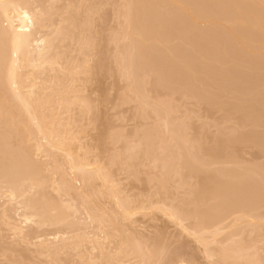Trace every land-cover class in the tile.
Segmentation results:
<instances>
[{
  "label": "rangeland",
  "instance_id": "obj_1",
  "mask_svg": "<svg viewBox=\"0 0 264 264\" xmlns=\"http://www.w3.org/2000/svg\"><path fill=\"white\" fill-rule=\"evenodd\" d=\"M179 1L184 0L26 1L44 14L37 12L45 25L38 35L53 42L54 54L48 55L56 65L28 67L27 77V67L20 71L27 103L0 69L5 84L0 86L5 94L0 96V264H264V0H186L189 5L195 1L193 7ZM231 2L240 6V16ZM191 7L200 11L199 16L194 11L199 19ZM256 18L262 29L252 23ZM3 41L0 53L1 45L9 47ZM77 64L81 70L74 74ZM32 104L39 109L36 115L31 110L38 119L29 111ZM13 106V113L24 109L30 118L24 111L14 117ZM50 139L64 140L72 154L67 157L46 142ZM27 150H34V157ZM32 179L51 187L34 186ZM14 182L21 183L18 191H29H20L18 200L10 196ZM35 202L36 208L47 209L45 219H35L40 211L32 223L24 222L19 213L28 214L30 208L32 215ZM246 213L250 217L244 220ZM12 221L24 228L22 233L12 229ZM213 222L223 224L221 230ZM206 231L214 236L203 242L198 236ZM60 234L71 241H55ZM39 235L49 243L39 244Z\"/></svg>",
  "mask_w": 264,
  "mask_h": 264
},
{
  "label": "bare ground",
  "instance_id": "obj_2",
  "mask_svg": "<svg viewBox=\"0 0 264 264\" xmlns=\"http://www.w3.org/2000/svg\"><path fill=\"white\" fill-rule=\"evenodd\" d=\"M25 1V2H24ZM27 0H0V38H2V40H4L3 42H5L6 41V43H8L9 42V47L7 46V47H5V46H3V45H1L2 46V48L1 49H4L1 53H0V57L2 58L3 57V59H4V57L5 56H7L8 55V57L6 58L7 60H8V62H7V60H1V58H0V69H2V71H4L3 73H2V76H4V78L5 77H7L8 79H10V83H13V84H15L14 86H12V89H13V87L15 88V90H16V92H17V95H18V97H20L21 98V100H23L24 101V103H27V101H28V98L30 97L29 95V97H27V101H26V99H25V95H23L24 93H23V90H22V88H23V83H22V81L24 82L25 80H23V79H21L22 81H20V79L19 78H22V74H21V72H22V69L23 68H25V67H27L25 70H26V73L24 74L25 75V77H27L26 75H29V74H27V71L28 70H30L31 68H33V69H35V67H38V68H40V67H42V66H44V64H46V63H50V58H52V60L51 61H54L53 60V57H50L49 55H51V54H49V51L51 50V43H53L52 41L50 42L49 40H48V38L46 37V36H44V37H42V35L41 36H39L38 34L40 33H38V31H41L40 30V28H41V26H42V23L41 22H43V21H41V19L39 18V15H41L40 17H42V15H44L43 13H42V11L41 10H33V8H31L30 7V5H28V2H26ZM133 1V0H132ZM138 1V0H137ZM148 1H150V0H148ZM169 1V0H168ZM173 1V0H172ZM184 1H185V3H184ZM184 1H182L183 2V4L184 5H186V3H187V1L186 0H184ZM229 1V0H228ZM231 1V0H230ZM230 1H229V3L228 4H230ZM248 1V0H247ZM261 1V0H260ZM154 2H155V0H154ZM180 2V1H179ZM182 2H180V3H182ZM198 2V1H197ZM223 2V1H222ZM234 3H235V0L233 1ZM241 2V1H240ZM264 2V1H263ZM263 2L261 1V4H263ZM140 2H138V4H139ZM153 3V2H152ZM151 3V4H152ZM165 3V2H164ZM170 3H171V0H170ZM169 3V4H170ZM194 3H195V1H194ZM194 3L192 4L193 6H194ZM234 3H232L231 2V6L233 5V7H235L236 9H234V10H236V13L238 14L240 11H241V9L240 10H238L237 8L238 7H240V6H236L237 5V3H236V5L234 6ZM30 4V3H29ZM129 4V3H128ZM150 4V5H151ZM167 4V3H166ZM178 4V3H177ZM188 4V6L190 7V6H192V5H189V3H187ZM204 4V3H203ZM214 4V3H213ZM223 4V3H222ZM125 5V4H124ZM127 5V4H126ZM140 5V4H139ZM138 5V6H139ZM154 5V4H153ZM174 5V4H173ZM176 5V4H175ZM174 5V6H175ZM198 4H196V6H197ZM205 5H207V4H205ZM264 5V4H263ZM45 6V5H44ZM178 6H179V4H178ZM177 5L175 6L176 8H177V10H178V8H180V7H178ZM181 6V5H180ZM187 6V5H186ZM192 6V7H193ZM230 6V7H231ZM154 7H155V5H154ZM171 7V6H170ZM192 7L191 8H189V10L190 9H192ZM258 7V6H257ZM134 8H137V6L136 7H134ZM141 8H142V6H141ZM141 8L139 9V8H137V10H141ZM202 8V7H201ZM44 9V8H43ZM42 9V10H43ZM49 9V8H48ZM152 9H153V7H152ZM172 9V8H171ZM195 10V13L196 14H198V16L200 15L199 14V12L197 11L196 12V8H194ZM199 10H200V8H198ZM233 9V8H232ZM250 9V8H249ZM263 9V8H262ZM261 9V10H262ZM130 10V9H129ZM135 10V9H134ZM148 11V8L146 9H144V11ZM182 10H183V8H182ZM237 10H238V12H237ZM261 10H260V12H261ZM41 11V12H40ZM44 11V10H43ZM136 11V10H135ZM134 11V12H135ZM190 11H192V14H193V16L194 17H197V19H199V17L196 15H194L195 13H194V11H193V9L192 10H190ZM245 11H246V9H245ZM263 11V10H262ZM39 13V15H38V13ZM130 12V11H129ZM132 12V11H131ZM134 12H133V14H134ZM259 12V13H260ZM42 13V14H41ZM45 13V12H44ZM181 13H187L186 11H181ZM180 13V14H181ZM251 13V12H250ZM250 13L248 14V15H250ZM253 13V12H252ZM132 14V13H131ZM133 14H132V16H133ZM191 14V15H192ZM186 16L188 15V14H185ZM239 15V14H238ZM241 15V14H240ZM239 15V16H240ZM252 15V14H251ZM189 16H190V13H189ZM74 17V16H73ZM127 17H128V15H127ZM162 17V16H161ZM180 17V16H179ZM243 17V16H242ZM241 17V18H242ZM247 17V16H246ZM261 17H263V16H261ZM260 17V18H261ZM46 18V17H45ZM44 18V19H45ZM189 19H191L190 17H188ZM204 18V17H203ZM259 18V19H260ZM73 20H74V18H72ZM193 20H194V18H192ZM191 19V20H192ZM197 19H195V21H198ZM253 19H255L254 18V15H253ZM132 20H133V17H132ZM200 20H202V17H201V19ZM204 20V19H203ZM256 20H257V22H256ZM256 20H254L252 23L255 25L256 23V25H257V27H259L260 28V25H261V23H259L258 22V18H256ZM41 21V22H40ZM77 21H79V20H77ZM246 21V20H245ZM263 21V20H262ZM261 21V22H262ZM174 22V21H173ZM41 25H40V24ZM86 23V22H85ZM84 23V24H85ZM240 23V22H239ZM75 24V23H74ZM81 24V23H80ZM79 24V25H80ZM238 24V23H237ZM252 24V25H253ZM258 24H260V25H258ZM264 24V23H263ZM67 25V24H66ZM87 25V24H86ZM240 25V24H239ZM242 25V24H241ZM44 27H45V25H43ZM43 26H42V28H43ZM64 26V25H63ZM68 26V25H67ZM244 26V25H243ZM40 27V28H39ZM81 27V26H80ZM256 27V26H255ZM51 28V27H50ZM57 28V27H56ZM258 28V29H259ZM264 28V27H263ZM60 29V28H59ZM73 29V28H72ZM81 29V28H80ZM247 29H249V28H247ZM260 29H262V28H260ZM44 30H46V29H44ZM43 30V31H44ZM57 30V29H56ZM69 30H71V29H69ZM257 30V29H256ZM58 31V30H57ZM79 31V30H78ZM254 31L255 30H250V32H253L254 33ZM69 32V31H68ZM248 32H249V30H248ZM60 33V32H59ZM59 33H56V34H58L59 35ZM82 33H83V31H82ZM81 33V34H82ZM56 34H54V36L56 35ZM70 34H71V32H70ZM129 34H131V33H129ZM234 34H235V32H234ZM255 34V33H254ZM58 35H56V36H58ZM132 35H133V33H132ZM137 35H138V33H137ZM236 35V34H235ZM46 37V38H45ZM74 37V36H73ZM232 37V36H231ZM236 37V36H235ZM239 37V36H238ZM260 37V36H259ZM262 37V36H261ZM66 38H68V36L66 37ZM79 38V37H78ZM78 38H76L77 40H78ZM60 39V38H59ZM86 39V38H85ZM236 39H238V38H236ZM257 39V38H256ZM262 39V38H261ZM55 40H56V38H55ZM65 40V39H64ZM71 40V39H70ZM81 40V39H80ZM87 40V39H86ZM86 40H84V42L86 41ZM238 40H241L240 38L238 39ZM247 40V39H246ZM50 42V45H49V42ZM61 42V41H60ZM91 42V41H90ZM227 42H228V38H227ZM233 42V41H232ZM241 42V41H240ZM259 42V41H258ZM5 43V44H6ZM66 43V42H65ZM81 42H79V44H80ZM78 44V45H79ZM86 44H87V42H86ZM59 45H62V44H60L59 43ZM58 45V46H59ZM69 45H70V43H69ZM82 44H80V46H81ZM91 45V44H90ZM89 45V46H90ZM259 45V44H258ZM262 45V44H261ZM53 46H54V44H53ZM84 46H85V44H84ZM87 46V45H86ZM85 46V47H86ZM5 47V48H4ZM75 47V46H74ZM264 47V46H263ZM88 48V47H87ZM240 48V47H239ZM5 49L7 50V51H5ZM80 49H82V48H80ZM259 49V48H258ZM78 50V49H77ZM233 50V49H232ZM244 50V49H243ZM249 50V49H248ZM263 50V49H262ZM5 51V52H4ZM56 51V50H55ZM64 51V50H63ZM68 51H69V49H68ZM83 51H85V50H83ZM90 51V50H89ZM235 51V50H234ZM237 51V50H236ZM250 51V50H249ZM51 52V51H50ZM58 52V51H57ZM66 52V51H65ZM70 52H71V49H70ZM78 52V51H77ZM85 52H87V51H85ZM241 52V51H240ZM244 52H245V50H244ZM263 52H264V50H263ZM51 53H53V50H52V52ZM60 53V52H59ZM68 53V52H67ZM81 53H84V52H81ZM260 53V52H259ZM3 54V55H2ZM7 54V55H6ZM49 54V55H48ZM54 54V53H53ZM56 54V53H55ZM64 54V53H63ZM237 54H238V52H237ZM246 54V53H245ZM84 55H85V53H84ZM233 55H234V53H233ZM249 55H251V54H249ZM260 55V54H259ZM263 55V54H262ZM61 56V55H60ZM59 56V57H60ZM252 56V55H251ZM236 57H237V55H236ZM240 57V56H239ZM57 58H58V56H57ZM250 58V57H249ZM61 59V58H60ZM69 59V58H68ZM71 59V58H70ZM69 59V60H70ZM240 59V58H239ZM61 60H63V59H61ZM60 60V61H61ZM247 60H249V59H247ZM2 61V62H1ZM58 61V60H57ZM56 61V62H57ZM250 61H252V60H250ZM55 62V63H56ZM62 63H63V61H61ZM61 62H59V63H61ZM66 62H68V60H66ZM87 62V61H86ZM52 64H53V62H51ZM51 63L49 64V65H51ZM58 63V64H59ZM65 63V62H64ZM70 63V62H69ZM58 64H57V66H58ZM67 64V63H66ZM65 64V65H66ZM54 65V64H53ZM52 65V66H53ZM56 65V64H55ZM54 65V66H55ZM64 65V64H63ZM79 65H80V63H79ZM79 65L77 64L76 65V69L78 68V70H76V72H74V74L75 73H77V71H80L81 69V67L79 68ZM254 65V64H253ZM56 66V67H57ZM61 66V65H60ZM69 66H71L72 67V65H69ZM82 66V65H81ZM28 67L30 68V69H28ZM50 67V66H49ZM65 67V66H64ZM71 67H69V68H71ZM54 68V67H53ZM69 68H66V69H64V70H67V69H69ZM74 68V67H73ZM88 68V67H87ZM28 69V70H27ZM33 69H32V71H33ZM37 69V68H36ZM25 70H23V71H25ZM39 70V69H38ZM44 70V69H43ZM57 70H58V68H57ZM70 70V69H69ZM87 70H89V69H87ZM86 70V71H87ZM21 71V72H20ZM36 71V73H38L39 71H37V70H35ZM34 71V72H35ZM71 71H72V69L70 70V72L69 73H71ZM73 71H74V69H73ZM73 71H72V73H73ZM84 71V70H83ZM1 72V71H0ZM30 71H28V73H29ZM33 72V73H34ZM42 72H44V71H42ZM42 72H41V76L40 77H43L42 75ZM63 72V71H62ZM66 72V71H65ZM33 73H32V75H33ZM83 73V72H82ZM4 74V75H3ZM20 74H21V77H20ZM31 74V73H30ZM40 74V73H39ZM47 74H49V73H47ZM59 74V73H58ZM89 74V73H88ZM23 75V76H24ZM31 75V76H32ZM34 75H37L38 76V74H34ZM66 75H67V73H66ZM30 76V75H29ZM36 76V77H37ZM34 77V76H33ZM33 77H32V79H33ZM39 77V78H40ZM65 77H67L68 78V76H65ZM29 78V77H28ZM31 78V77H30ZM66 78V79H67ZM0 79H1V81H2V78L0 77ZM32 79L30 80V81H32ZM36 79V78H35ZM62 79H63V77H62ZM49 80V79H48ZM61 80V79H60ZM70 80V79H69ZM73 80V79H72ZM72 80H70V81H72ZM77 80V79H76ZM1 81H0V86L2 85V83H4L3 81H2V83H1ZM27 81H28V79H27ZM35 80H33L32 81V83L34 82ZM39 81H40V79H39ZM38 81V82H39ZM42 81V80H41ZM40 81V82H41ZM44 81H45V78H44ZM51 81V80H50ZM56 81H58V80H56ZM37 82V83H38ZM66 82V81H65ZM25 83V82H24ZM28 83H29V81H28ZM58 83V82H57ZM72 83V82H71ZM75 83V82H74ZM74 83H72V84H74ZM12 84V85H13ZM36 84V83H35ZM51 84V83H50ZM29 85H31V83L29 84ZM40 85V84H39ZM42 85V84H41ZM59 85V84H58ZM5 87V84H3L1 87ZM10 86V85H9ZM33 86H34V84H33ZM54 86V85H53ZM71 86V85H70ZM69 86V87H70ZM11 87V86H10ZM8 88L10 91H11V88ZM25 87V86H24ZM28 87V86H27ZM30 87V86H29ZM37 87V86H36ZM41 87V86H40ZM45 87V86H44ZM44 87H43V89H44ZM57 87V86H56ZM26 88V87H25ZM35 88V87H34ZM38 88V87H37ZM37 88H35V89H37ZM53 88V87H52ZM64 88V87H63ZM5 89V88H4ZM7 89V88H6ZM6 89H5V91H6ZM28 89V88H27ZM33 88H30L28 91H30L29 92V94L30 95H32V93H31V91L33 92V90H32ZM35 89H34V92H35ZM51 89V88H50ZM56 89V88H55ZM67 89V88H66ZM3 89H1V91H2ZM22 90V91H21ZM26 90V89H25ZM14 91V89L12 90V92ZM44 91V90H43ZM58 91V90H57ZM59 91H60V89H59ZM3 92V91H2ZM7 92H9V91H7ZM6 92V93H7ZM11 92V93H12ZM25 92V91H24ZM41 92V91H40ZM50 92H51V90H50ZM64 92H66V91H64ZM23 93V94H22ZM42 93V92H41ZM4 94V93H3ZM3 94H0V96H2ZM9 94V93H8ZM34 94V93H33ZM39 94V93H38ZM62 94V93H61ZM61 94L59 93V95L61 96ZM7 95V94H6ZM10 95V94H9ZM8 95V96H9ZM36 95V94H35ZM43 95V94H42ZM56 95V94H55ZM65 95V94H64ZM68 95H69V93H68ZM63 96V95H62ZM70 96V95H69ZM73 96V95H72ZM5 97V94H4V96H3V98ZM10 98H11V96H9ZM16 97V96H15ZM34 97V96H33ZM41 97V95H39V98ZM43 97V96H42ZM64 97V96H63ZM62 97V98H63ZM68 97V96H67ZM76 97V96H75ZM19 98V99H20ZM47 98V97H46ZM53 98H55V97H53ZM60 98V97H59ZM25 99V100H24ZM51 99V98H50ZM50 99H49V101H50ZM67 99V98H66ZM2 100L3 99H1V102H2ZM39 100V99H38ZM4 101V100H3ZM40 101H41V99H40ZM43 101V100H42ZM41 101V104L43 103ZM48 101V100H47ZM67 101V100H66ZM71 101V100H70ZM19 101H17V103H18ZM39 102V101H38ZM53 102V101H52ZM69 102V101H68ZM45 103H46V100H45ZM50 103V102H49ZM66 103V102H65ZM65 103H63L62 105H64ZM1 104V103H0ZM6 104V103H5ZM12 104V103H11ZM35 104H38L37 102L35 103ZM52 104V103H51ZM51 104H50V106H51ZM67 104V103H66ZM65 104V105H66ZM71 104V103H70ZM4 105V104H3ZM17 104H15V106H16ZM21 105V104H20ZM9 106V105H8ZM7 106V108H9V109H11V105L8 107ZM15 106H13L12 107V112L11 113H13V110L15 111ZM33 106V104L31 105V107ZM35 107H36V105H34ZM55 106V103H54V105H53V107ZM58 106V105H57ZM56 106V107H57ZM1 108L3 107V106H0ZM27 107H28V105H27ZM65 107V106H64ZM4 108H6V106L4 105ZM20 108V107H19ZM44 108V107H43ZM16 109H17V107H16ZM21 109H23V108H21ZM34 109H36V108H34V107H32L30 110L29 109H26V110H29L30 112H32L31 110H33L34 111V114H35V110ZM46 109V108H45ZM60 109V108H59ZM62 109V108H61ZM6 110V109H5ZM18 110V109H17ZM37 111L39 110V109H36ZM40 110H41V108H40ZM10 111V110H9ZM23 111H24V109H23ZM23 111H17V112H15V113H17V114H19V112H21V114H22V112ZM28 111V112H29ZM37 111H36V113H37ZM44 111V110H43ZM42 111V112H43ZM46 111V110H45ZM51 111V110H50ZM4 112V111H3ZM2 112V113H3ZM39 112V111H38ZM48 112V111H47ZM58 112H59V110H58ZM57 112V113H58ZM1 113V112H0ZM15 113H13L14 114V117L16 116L17 117V115L15 114ZM40 113H41V111H40ZM53 113V112H52ZM57 113H56V115H57ZM5 114H7V112L5 113ZM5 114H4V117H8L9 115H6L5 116ZM20 114V115H21ZM26 113H25V111H24V113L22 114V115H25ZM32 115H33V117H35V115L33 114V112L31 113ZM47 114V113H46ZM54 114V113H53ZM27 115V114H26ZM29 115V114H28ZM27 115V116H28ZM32 115H30V116H32ZM41 115H42V113H41ZM41 115H39L40 117H41ZM45 115V114H44ZM49 115V114H48ZM48 115H47V118H46V120L48 119ZM52 116V115H51ZM54 116V115H53ZM1 117V116H0ZM19 117V116H18ZM23 117V119L24 118H27L28 119V117H24V116H21V118ZM33 117H32V119H33ZM43 117V116H42ZM59 117V116H58ZM11 118V117H10ZM21 118H20V120L19 119H17V120H19L20 122H21ZM30 118V117H29ZM35 118H39V117H35ZM52 118V117H51ZM12 119V118H11ZM22 119V120H23ZM26 119V120H27ZM32 119H30L31 121H32ZM43 119V118H42ZM16 120V119H15ZM26 120H25V122H26ZM40 120H41V118H40ZM50 120V119H49ZM54 120H56V118L54 119ZM9 121H10V119H9ZM24 121V120H23ZM39 121V120H38ZM45 121V120H44ZM53 121V120H52ZM61 121V120H60ZM4 122V121H3ZM15 122H17V121H15ZM15 122H13V123H15ZM33 122H34V119H33ZM42 122V121H41ZM46 122V121H45ZM23 123V122H22ZM32 123V122H31ZM30 123V124H31ZM36 123V122H35ZM35 123H33V124H35ZM39 124H40V122H38ZM52 123V122H51ZM55 123V122H54ZM6 124V123H5ZM28 124V125H27ZM10 125V124H9ZM21 125V124H20ZM25 125H27L28 127V130L30 129V125H29V123H27L26 122V124H24V126ZM32 125V124H31ZM46 125V124H45ZM37 126H39V125H37ZM52 126H53V123H52ZM57 127L59 126V123H58V125H56ZM65 126V125H64ZM3 127H5V126H3ZM34 127V126H33ZM35 127H36V125H35ZM34 127V128H35ZM54 127V126H53ZM53 127H51V129L53 128ZM6 128V127H5ZM27 128H26V130H27ZM63 128V127H62ZM7 129V128H6ZM18 129V128H17ZM20 129V128H19ZM18 129V130H19ZM22 129V128H21ZM24 129V128H23ZM36 129V128H35ZM38 129H40V127L38 128ZM55 129V128H54ZM31 130H33V128L31 129ZM64 130V129H63ZM3 131V130H2ZM23 131V130H22ZM37 131V130H36ZM39 131V130H38ZM18 132V131H17ZM25 132V131H24ZM23 132V133H24ZM27 132L28 131H26L25 133H26V135H27ZM33 132H35V130H33ZM41 132V131H40ZM43 132V131H42ZM44 132H45V130H44ZM52 132H53V130H52ZM67 132V131H66ZM10 133V132H9ZM14 133H15V131H14ZM29 133H30V131H29ZM37 133V132H36ZM65 133V132H64ZM68 133V132H67ZM15 134H20V133H15ZM21 134H22V132H21ZM20 134V136H18V138L20 137V139H22L21 138V135ZM31 134H35V133H31ZM40 134V133H39ZM51 134V132L49 133V135ZM60 134H61V132H60ZM25 135V134H24ZM28 135H30V134H28ZM66 135V134H65ZM13 136V135H12ZM35 136H36V134H35ZM38 136V135H37ZM40 136H41V134H40ZM52 136V135H51ZM58 136V135H57ZM23 138H24V136H22ZM27 137V136H26ZM44 137V136H43ZM46 137V136H45ZM53 137V136H52ZM52 137H51V139H52ZM63 137V136H62ZM42 138V137H41ZM48 138V137H47ZM56 138V137H55ZM72 138H74V137H72ZM28 139H29V137H27V144H28ZM32 139V138H31ZM36 139H38V138H36ZM49 140V141H46V142H49V143H52V146H54V147H57V148H60V150L62 149L63 151L65 150V152L66 153H68V155H67V157L68 156H70L72 153H70V151L69 150H67V144L65 143V141L64 140H62V139H59V140ZM65 139V138H64ZM68 139V138H67ZM71 139V138H70ZM39 140V139H38ZM38 140H36V141H38ZM43 140V139H42ZM73 140V139H72ZM75 140H76V138H75ZM31 141V140H30ZM33 141V140H32ZM71 141V140H70ZM42 142V141H41ZM22 143V142H21ZM31 143V142H30ZM35 143V142H34ZM39 143V142H38ZM45 143V142H44ZM44 143H43V145H42V147L44 146ZM40 144H42V143H40ZM46 144V143H45ZM48 144V143H47ZM38 145V144H37ZM31 146H33V145H31ZM30 146V147H31ZM47 145H45V147H46ZM48 146H49V144H48ZM30 147H28L27 149L29 150L30 149ZM41 147V148H42ZM51 147V146H50ZM49 147V148H50ZM36 148V147H35ZM35 148L33 147V149L35 150ZM53 148V147H52ZM64 148V149H63ZM26 150V149H25ZM23 151L24 153H27V155L29 156V154H31V152L33 153V151L31 150V151ZM50 150H51V148H50ZM2 151V150H1ZM36 151V150H35ZM34 151V153L36 154V152ZM37 151H39V150H37ZM43 151V150H42ZM41 151V152H42ZM54 152H55V150H53ZM57 151H58V149H57ZM41 152H40V154H41ZM53 152V153H54ZM29 153V154H28ZM49 153V152H48ZM52 153V154H53ZM34 154V155H35ZM50 154V153H49ZM56 154V153H55ZM63 154V153H62ZM74 154V153H73ZM25 155V154H24ZM27 155L25 156V157H27ZM32 155V154H31ZM39 155V154H38ZM33 156V155H32ZM35 156H37V155H35ZM54 156V155H53ZM58 156V155H57ZM74 156V155H73ZM24 157V158H25ZM34 157V156H33ZM60 157V156H59ZM77 157V156H76ZM86 157V156H85ZM30 158H32V157H30ZM37 158H38V156H37ZM36 157L34 158V159H37ZM61 158V157H60ZM81 158V157H80ZM28 159V158H27ZM26 159V160H27ZM76 159H78V158H76ZM83 159V158H82ZM32 160V159H31ZM69 160H71V159H69ZM28 161H30L29 159H28ZM77 161V160H76ZM85 161V160H84ZM16 162V161H15ZM20 162V161H19ZM26 162V161H25ZM37 162V161H36ZM55 162H56V160H55ZM60 162H61V160H60ZM65 162H67L66 160H65ZM84 163L83 161H80L79 163L80 164H82V163ZM22 163H24V161L22 162ZM34 163V162H33ZM39 163V162H38ZM68 163V162H67ZM27 164V163H26ZM30 164V163H29ZM80 164H78L77 165V167L80 165ZM91 164V163H90ZM93 164V163H92ZM89 165V163H84L83 164V166H88ZM95 165V164H94ZM29 166H31V165H29ZM54 166H56V165H54ZM59 166V165H58ZM82 166V167H83ZM13 167V166H12ZM17 167V166H16ZM33 167V166H32ZM63 167V166H62ZM61 167V168H62ZM66 167V166H65ZM72 168L74 167L75 168V166H71ZM70 167V168H71ZM77 167H76V169H77ZM97 167V166H96ZM101 168V166H99L98 165V167L97 168ZM15 168V167H14ZM20 168V167H19ZM69 168V169H70ZM73 168V169H74ZM100 168H99V170H100ZM29 169V168H28ZM34 169L36 170V166L35 167H33V171H34ZM84 169V168H83ZM94 169V168H93ZM101 169H103V168H101ZM19 170V169H18ZM27 170V169H26ZM30 170L31 169H29L28 170V172H30ZM64 170V169H63ZM80 170H82L81 168L79 169V172H80ZM95 170V169H94ZM11 171V170H10ZM33 171H31V172H33ZM37 172L39 171V169L37 168V170H36ZM78 171V170H77ZM77 171H73V173L74 172H77ZM82 171H84V170H82ZM20 172H21V170H20ZM19 172V173H20ZM27 172V173H28ZM35 172V171H34ZM85 172V171H84ZM96 172H98L97 170H96ZM101 172V171H100ZM38 173H40V171L38 172ZM63 173V172H62ZM81 173H83V172H81ZM81 173H79V174H81ZM87 173H88V171H87ZM89 173H90V169H89ZM94 173V172H93ZM99 173V172H98ZM33 174V173H32ZM35 174H37V173H35ZM75 174V173H74ZM38 175V174H37ZM77 175H78V173H77ZM81 175H83V174H81ZM91 175V174H90ZM100 174H98V176H99ZM32 176V175H31ZM31 176H29V180H31ZM36 176V175H35ZM64 176H67V175H64ZM92 177H93V175H91ZM13 177V176H12ZM17 177H19V175H17ZM23 177V176H22ZM39 177V176H38ZM38 177H36V178H38ZM42 177V176H41ZM78 177H81V176H79L78 175ZM86 177V176H85ZM88 177H89V175H88ZM101 177V176H100ZM99 177V178H100ZM103 177V176H102ZM106 177H107V174H106ZM106 177L104 176V179H106ZM35 178V177H34ZM33 178V179H34ZM62 178H63V176H62ZM98 178V177H97ZM26 179V178H25ZM25 179H23V180H21L22 182L25 180ZM28 179V178H27ZM32 179V182L33 181H35V180H33ZM45 179H47V178H45ZM85 179V178H84ZM107 179H108V177H107ZM106 179V181H108ZM37 180V179H36ZM88 180V179H87ZM95 180H96V177H95ZM100 180H102L101 178H100ZM21 181H19V182H21ZM38 181V182H37ZM37 181H35V182H33L32 183V185H34V186H37V184L40 182V181H42L43 182V180H37ZM61 181V180H60ZM59 181V182H60ZM85 181V180H84ZM106 181H104L105 183H106ZM29 182V181H28ZM31 182V181H30ZM29 182V183H30ZM64 182V181H63ZM62 181H61V183H63ZM68 182V181H67ZM0 183H1V181H0ZM48 185H49V183L48 182H46ZM46 183L44 182V183H39V184H41V185H43V186H45L46 185ZM61 183H59V185H61ZM87 183V182H86ZM108 183H109V181H108ZM18 184V186L15 184V182H14V184H12V189L11 188H9V187H11V186H9L8 188L10 189V196H12V199L14 200H18V198H19V195L21 196V192L20 191H22V192H24L25 193V190L27 191V189H25V190H20V191H18V187L19 188H21L20 186H19V184L21 185V183H17ZM25 183H23V185H24ZM36 184V185H35ZM39 184H38V186H39ZM67 184V183H66ZM69 184H70V182H69ZM104 184V183H103ZM7 186H8V184H6ZM13 185H15V187L13 186ZM31 185V184H30ZM40 185V186H41ZM51 185V184H50ZM49 185V186H50ZM68 185V184H67ZM71 185V184H70ZM1 186H3L2 185V183H1ZM16 186H17V188H16ZM25 186V185H24ZM24 186H22L23 188H24ZM26 186H27V184H26ZM47 186V185H46ZM30 187V186H29ZM28 187V188H29ZM33 187V186H32ZM51 187V186H50ZM60 187V186H59ZM62 187H64L63 189H65V186H62ZM112 187H116V185L115 186H112ZM4 187H2V189H3ZM38 188V187H37ZM45 188V187H44ZM47 188V187H46ZM55 188V187H54ZM72 188H74V187H72ZM1 189V188H0ZM16 189V190H15ZM34 189V188H33ZM40 189H42V187H40ZM35 190H38V189H34V191ZM68 190L70 191V189L68 188ZM32 191V190H31ZM43 191V190H42ZM72 191V190H71ZM17 192H19V194H17ZM27 192H29V191H27ZM26 192V193H27ZM39 192H41V191H39ZM112 192V191H111ZM1 193V192H0ZM25 193V194H26ZM35 193V192H34ZM36 194L37 193H35V196H36ZM42 194V193H41ZM45 194V193H44ZM109 194H110V192H109ZM22 195H23V193H22ZM28 195V194H27ZM27 195H26V197H27ZM32 195V194H31ZM43 195V194H42ZM9 196V197H10ZM33 197H34V195H32ZM113 196V195H112ZM117 196V195H116ZM23 197V196H22ZM45 198V196H42V198ZM11 198V197H10ZM28 198V197H27ZM27 198H25V199H27ZM116 198V197H115ZM118 199L120 198L119 196L117 197ZM36 199V198H35ZM28 201L29 200H31V201H29V202H33L32 200V197H31V199H27ZM40 200V199H39ZM45 200H47L46 198H45ZM41 201H43V200H41ZM17 202V201H16ZM119 202V201H118ZM19 203H20V201H19ZM23 203H27L26 201H24ZM36 203V202H35ZM49 203V202H48ZM20 204H22V203H20ZM19 204V205H20ZM25 204L22 206V205H20L21 207H24L25 206ZM33 204V203H32ZM32 204H30V203H28L27 205H29L30 207H32ZM26 205V206H27ZM43 205V204H42ZM50 205H52V204H50ZM36 206L38 207V205H37V203L35 204V208H36ZM45 206V205H44ZM48 206H49V204H48ZM42 207V206H41ZM40 207V208H41ZM27 208V207H26ZM35 208H34V211H32L31 213H32V215L30 214L29 215V213H30V211H31V209L29 208V210L30 211H27V212H29L28 214L27 213H25L24 212V214L22 213H19V217L20 218H23L24 220V222H29V223H32L31 221H33V220H35V219H38L37 217L39 216V218H40V216L42 217V215H43V218L45 217V215H44V211L45 210H47V209H45L44 211H43V208H42V210L41 209H38V208H36V209H38V210H35ZM46 208V207H45ZM51 208V207H50ZM121 208V207H120ZM122 208H124V207H122ZM17 209V208H16ZM15 209V210H16ZM19 209V208H18ZM125 209V208H124ZM14 210V211H15ZM27 210V209H26ZM129 210V209H128ZM41 211V212H40ZM43 211V212H42ZM52 211V213H53V210H51ZM125 211V210H124ZM123 211V212H124ZM36 212H40V214L39 213H37V215H36ZM50 212V211H49ZM62 212V211H61ZM64 212V211H63ZM235 213H239V211H234ZM241 212V211H240ZM245 212H247V211H243V213H245ZM4 213V212H3ZM2 213V214H3ZM47 213V212H46ZM132 213V212H131ZM242 213V214H243ZM247 213H249V212H247ZM245 214V216L244 215H242L243 217H244V220H246V218L245 217H250V215L249 214ZM128 214V213H127ZM176 215H177V213H175ZM230 214H232V213H229L228 215V218L230 217ZM13 215V214H12ZM35 215H36V218L35 219H33V217H35ZM64 215V214H63ZM124 215V214H123ZM240 215V214H239ZM239 215H237V216H239ZM48 216H49V214H48ZM51 216V215H50ZM56 218H57V216L56 215H54ZM53 216V217H54ZM64 216H66V215H64ZM172 216V215H171ZM174 216V215H173ZM179 216H180V214H179ZM241 216V217H242ZM16 217H18L17 215H16ZM63 217V216H62ZM129 217V216H128ZM225 217H226V219H227V215H225ZM225 217L224 218H222V219H220V221L219 222H221V223H223V222H225ZM240 216H239V218H240V220H243L242 218H241ZM9 218H11L12 219V217H9ZM52 218V217H51ZM179 218V217H178ZM238 218V217H237ZM239 218H238V220L237 221H239ZM2 219H3V217H2ZM11 219H10V222H11ZM14 219V218H13ZM12 219V220H13ZM33 219V220H32ZM45 219V218H44ZM44 219H42L41 220V224H42V221H44ZM46 219H47V217H46ZM54 219V218H53ZM53 219H50V220H53ZM66 219V218H65ZM64 218L62 219V220H65ZM173 219H175V218H173ZM180 219V218H179ZM218 219V220H219ZM48 220V219H47ZM67 220V219H66ZM180 220H182V219H180ZM222 220V221H221ZM9 221V220H8ZM15 222H16V219L14 220ZM14 221H12L13 223H11V224H13V226H11V227H13L12 229L16 232V233H22L23 232V227L20 225V224H14L15 222ZM20 221V220H19ZM22 221V220H21ZM46 221V220H45ZM55 221H57L58 223L61 221V219H60V221H58L57 219L56 220H53V223H55ZM183 221V220H182ZM235 221H236V218H235ZM237 221H236V223H237ZM38 222H39V220H38ZM37 222V223H38ZM48 222V221H47ZM52 222V221H51ZM50 222V223H51ZM56 222V223H57ZM63 222V221H62ZM61 222V223H62ZM232 222V221H231ZM36 223V224H37ZM52 223V224H53ZM216 223H218V221L216 222ZM221 223H219V224H217V226L219 225V226H221L222 227V225L223 224H221ZM233 223H234V220H233ZM213 224H214V222H213ZM226 224V223H225ZM45 225V224H44ZM54 225H56V224H54ZM228 225V224H227ZM210 226H212V225H210ZM214 226H216L215 224H214ZM217 226H216V228H217ZM219 226H218V229H216V230H219L220 228H219ZM206 227V226H205ZM204 227V228H205ZM208 227V228H207ZM206 228L209 230L210 228H209V226H207ZM225 227H226V225H225ZM224 227V228H225ZM205 228V229H206ZM215 229H213V232L215 233ZM221 230V229H220ZM223 230V229H222ZM212 231V230H211ZM67 232V231H66ZM213 232L212 233H208V236H207V231L206 232H204V234H206L205 236H207V238H204V239H202V237H205V236H201L200 234V236H198L202 241L204 240L205 241V239H208V238H210V236L211 235H213L214 236V234H213ZM222 232V231H221ZM203 233V232H202ZM201 233V234H202ZM58 234V233H57ZM203 234V235H204ZM218 233L216 232V234L215 235H217ZM65 235L66 236H69V235H67V234H60V235H56L55 237H53L54 238V240L56 241V238H59V239H62V241L64 240V242L66 243L67 242V240H69V239H71L70 237H69V239L67 238V237H65ZM218 236V235H217ZM72 237V236H71ZM197 237V239H199ZM67 238V240L65 241V239ZM95 238V237H94ZM35 240L39 243V244H41L42 246H44L45 244L47 245V243H49V241L50 240H48V238L45 236V235H39V236H37V237H35ZM58 240V239H57ZM74 240V239H73ZM93 240V239H92ZM212 240H213V238H212ZM61 241V242H62ZM71 241V240H70ZM70 241H68V242H70ZM203 241V242H204ZM67 242V243H68ZM53 243V242H52ZM211 244V243H210ZM71 245V244H70ZM207 245V244H206ZM48 246H52V245H49L48 244ZM50 248V247H49ZM43 249H44V247H43ZM137 249V248H136ZM132 250V249H131ZM135 250V249H134ZM138 251H140V249H137ZM141 252V251H140ZM142 255V254H141Z\"/></svg>",
  "mask_w": 264,
  "mask_h": 264
}]
</instances>
